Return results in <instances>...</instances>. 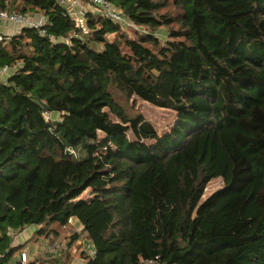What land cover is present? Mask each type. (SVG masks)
<instances>
[{
  "label": "trees",
  "instance_id": "16d2710c",
  "mask_svg": "<svg viewBox=\"0 0 264 264\" xmlns=\"http://www.w3.org/2000/svg\"><path fill=\"white\" fill-rule=\"evenodd\" d=\"M107 1L130 30L91 10L77 27L58 0H0L47 19V36L0 42L13 71L0 83L3 264H20L14 236L36 227L37 243L71 218L94 248L85 264H264V0ZM134 98L173 124L160 134Z\"/></svg>",
  "mask_w": 264,
  "mask_h": 264
},
{
  "label": "rangeland",
  "instance_id": "374dc122",
  "mask_svg": "<svg viewBox=\"0 0 264 264\" xmlns=\"http://www.w3.org/2000/svg\"><path fill=\"white\" fill-rule=\"evenodd\" d=\"M82 8L86 11L91 10L90 4L88 2L82 5ZM4 23V22H3ZM6 24V23H5ZM3 27V26H2ZM2 27L1 30H2ZM128 27L126 30H130ZM0 30V31H1ZM131 35V33H130ZM163 39L166 34L164 31L159 32ZM132 107L135 111L140 112L148 121H150L160 134L167 131L169 127L173 124L175 119V113L170 110L160 109L148 103L141 101L140 99L134 98L128 105ZM223 186V181L221 179L213 180L206 188L205 197L220 189ZM85 199L89 198V192L83 194ZM83 227L78 223H72L69 225L60 235L49 236V238H43L37 243L31 241V236L34 235L37 228L29 227L17 236H14V241L20 242L23 239V244L27 245L24 251H27L31 255L32 261L41 263L45 262L47 264H82L84 255H92L94 253V248L92 243L86 238V234L83 233ZM76 234L79 236L77 240H72V235ZM17 237V239H16ZM29 240L26 242L25 240ZM55 245L56 249L50 251V248ZM19 255L17 256V260Z\"/></svg>",
  "mask_w": 264,
  "mask_h": 264
},
{
  "label": "built area",
  "instance_id": "2783aa9c",
  "mask_svg": "<svg viewBox=\"0 0 264 264\" xmlns=\"http://www.w3.org/2000/svg\"><path fill=\"white\" fill-rule=\"evenodd\" d=\"M60 4L66 5L69 15L74 20L77 27L85 29V14L86 10L82 8V5L86 2L90 4L91 11L96 15L106 17L111 19L116 24H119L123 28L127 29L128 27L133 26L130 20L113 7V5L107 0H58ZM0 21L12 26V34L10 36H4L0 34V42L4 40H9L12 36H20L23 34V31L26 29L36 30L39 32L40 36H47L45 26L47 24V19L43 16H28L17 13H0ZM55 40L54 38H51ZM12 70L9 67L0 68V83H2L6 78L12 74ZM77 158L79 157L76 152L70 151ZM74 223V220L71 218L68 221V224L71 225ZM56 249V246L53 245L50 248V251ZM94 253L90 256H93ZM6 254H0V264H3L6 260ZM31 255L27 251H23L18 259L20 264H29L32 262ZM85 264V261L82 262Z\"/></svg>",
  "mask_w": 264,
  "mask_h": 264
},
{
  "label": "crops",
  "instance_id": "0c3cea01",
  "mask_svg": "<svg viewBox=\"0 0 264 264\" xmlns=\"http://www.w3.org/2000/svg\"><path fill=\"white\" fill-rule=\"evenodd\" d=\"M3 26V27H2ZM0 27H2V30H1V28H0V34H2V35H4V36H10L11 34H12V26L10 25V24H5V23H3V22H1L0 21ZM20 236V235H19ZM31 238H32V236H31ZM30 238V239H31ZM16 239H17V237H16ZM29 239V240H30ZM29 240H25L26 242H28ZM22 243H23V239L22 240H20V242H18L17 240H16V242H13V246L14 247H16V246H20V245H22ZM32 261V260H31ZM9 264V263H8ZM11 264V263H10Z\"/></svg>",
  "mask_w": 264,
  "mask_h": 264
}]
</instances>
